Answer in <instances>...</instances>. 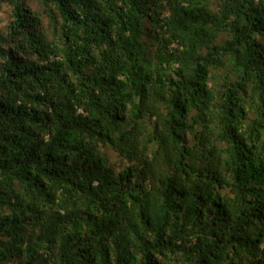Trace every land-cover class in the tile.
I'll list each match as a JSON object with an SVG mask.
<instances>
[{
  "label": "trees",
  "instance_id": "16d2710c",
  "mask_svg": "<svg viewBox=\"0 0 264 264\" xmlns=\"http://www.w3.org/2000/svg\"><path fill=\"white\" fill-rule=\"evenodd\" d=\"M34 1L0 0V264H264V0Z\"/></svg>",
  "mask_w": 264,
  "mask_h": 264
},
{
  "label": "rangeland",
  "instance_id": "374dc122",
  "mask_svg": "<svg viewBox=\"0 0 264 264\" xmlns=\"http://www.w3.org/2000/svg\"><path fill=\"white\" fill-rule=\"evenodd\" d=\"M30 6L34 8H38L39 4L35 2L34 0H29ZM10 16V7L6 4L3 5V7L0 9V31L4 30L6 28V25L9 22ZM111 160L113 163H115V166L117 167V170L121 169L123 166V163L118 158L117 154L114 151H111Z\"/></svg>",
  "mask_w": 264,
  "mask_h": 264
}]
</instances>
